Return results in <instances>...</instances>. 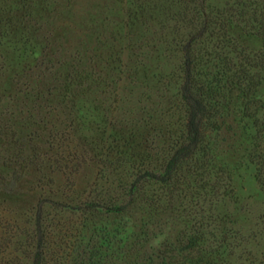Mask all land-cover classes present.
Here are the masks:
<instances>
[{"label": "rangeland", "instance_id": "rangeland-1", "mask_svg": "<svg viewBox=\"0 0 264 264\" xmlns=\"http://www.w3.org/2000/svg\"><path fill=\"white\" fill-rule=\"evenodd\" d=\"M0 264H264V0H0Z\"/></svg>", "mask_w": 264, "mask_h": 264}, {"label": "trees", "instance_id": "trees-1", "mask_svg": "<svg viewBox=\"0 0 264 264\" xmlns=\"http://www.w3.org/2000/svg\"><path fill=\"white\" fill-rule=\"evenodd\" d=\"M204 26H205L204 22L201 23L200 26L197 28V30L193 32V35L197 36L201 34ZM192 40L193 37L187 40V42L185 43L186 49L183 51V53L185 54V59L183 60V64H182V71L184 73V83L182 84V87L184 90L183 98L185 99L187 105L190 106L188 108V115L185 124L186 134L188 137L191 138L193 145H195L199 140V131H200L201 119H202V112L200 111L204 109V103H203V99L199 98L198 94L194 92L195 90H193L191 86L192 83L194 82V78L193 75H191L192 69L189 64V58L187 56H188L189 44L191 43ZM194 102H197L196 104L199 107V112H198L199 114L197 115L196 118H195L196 113L194 109ZM35 224L37 228L40 227L37 221L35 222ZM40 237L41 236L39 234H36L35 236L36 245H38L39 239L41 240Z\"/></svg>", "mask_w": 264, "mask_h": 264}, {"label": "clouds", "instance_id": "clouds-1", "mask_svg": "<svg viewBox=\"0 0 264 264\" xmlns=\"http://www.w3.org/2000/svg\"><path fill=\"white\" fill-rule=\"evenodd\" d=\"M163 240V237H160L157 243L161 242Z\"/></svg>", "mask_w": 264, "mask_h": 264}]
</instances>
